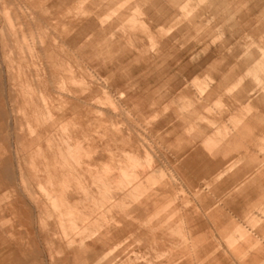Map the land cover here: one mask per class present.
<instances>
[{"label": "rangeland", "instance_id": "1", "mask_svg": "<svg viewBox=\"0 0 264 264\" xmlns=\"http://www.w3.org/2000/svg\"><path fill=\"white\" fill-rule=\"evenodd\" d=\"M89 21L88 36L71 45ZM97 110L104 120L116 116L136 146L107 142L110 124ZM195 134L220 139V158L234 167L225 186L206 192L210 209H220L211 220L178 174L202 182L201 169L183 163ZM135 148L140 158L127 155L132 162L123 164ZM0 162V264L208 259L184 249L187 234L173 224L165 249L160 242L163 251H154V233L133 222L110 250L90 257L109 217L128 210L116 201L107 212L108 199L122 188L139 192L144 174L176 178L164 191L151 180L155 233L176 220L164 213L196 207L204 227L193 236L218 244L230 257L221 264L242 262L226 248L238 229L263 247L253 264H264V0H0ZM236 171L238 179L261 175L245 198L229 191ZM113 174L124 176L120 188Z\"/></svg>", "mask_w": 264, "mask_h": 264}, {"label": "crops", "instance_id": "2", "mask_svg": "<svg viewBox=\"0 0 264 264\" xmlns=\"http://www.w3.org/2000/svg\"><path fill=\"white\" fill-rule=\"evenodd\" d=\"M92 26H95V23L93 21H89V23L83 25L81 28H77L75 34H73V36L69 39V43L73 45L81 42V40L88 36V34L86 33L87 29ZM131 98V95H128V99ZM153 107H156V104H154ZM101 115L102 111L97 110L96 117L100 121V123L105 124L106 121L108 122V124H110V128L109 125L108 127L106 126L104 128V133L108 136L107 142L110 141L114 144H117V142H121L122 144H127L131 147L136 146V142L138 141V139L135 138V136L133 135V133L130 132V130H126V134L121 133V129L117 127L118 122H115L114 120L116 116H114L113 114H109V119L104 120ZM68 134L71 135L69 132ZM76 139L78 140V143L80 145L81 142L79 138L76 137ZM220 141V139H209L207 141L200 140L198 139V134L190 136L187 140L188 145L185 146L182 151V155H185L183 163L187 164L188 168L201 169V171H199V175H201L202 182H194L193 180L188 178L184 172L178 173L181 181L188 187V189L192 192L193 196H196L201 201V204H203L201 205V207L204 208V210H202L205 211L203 214L209 220L213 219L220 212V209L218 207L210 209L211 206L207 204L208 198L206 192L216 189L218 186L214 185L218 182L220 183L219 186H225L228 183V181H226V179H228V172H231L234 169V167L228 164L227 161L220 158V154L223 149L220 145ZM48 147L50 148V146ZM136 150L137 151L132 150L130 153L128 152L124 155L125 161L123 162V164L132 162L131 156L127 155L133 154L134 157L140 158L138 155L139 151L138 149ZM143 152L144 157L146 153H149L147 149H143ZM2 162H0V166H3L5 164ZM52 166L53 162L47 163L48 169H51ZM102 167H104V169H102L104 177H108L111 171V167H109L108 165H104ZM112 167L113 170L116 169L114 165H112ZM236 175L237 171L229 175V178L234 180L229 191L230 193L234 192L236 196H241L243 198H245L244 196H246L247 190H250L253 185L260 182L261 177V175L259 176L257 172H251L250 174L241 179L236 178ZM113 176L116 177V180L114 182L115 186L117 188H120L124 184V176H120V174H113ZM139 176L140 181L143 184V188L139 192L135 193L134 190L129 189L128 187L126 189L122 188L118 189V191H116L108 199V201L111 202L110 205H108V208L106 210L107 212H109V206H111L112 202L116 201V204L120 203L122 206L128 207V210H124L122 212V216L119 218H115L111 215V217H109L110 221L112 220L111 225L102 226L104 227L103 231L98 234L96 233L98 237L96 238L95 242L89 244L87 248V252L91 254L90 257L95 258V256L102 255L104 252H106V250H110L112 245H114L115 242L121 237V235L126 232L130 225H133V222L135 226L137 225L139 227L144 228L142 233L145 234L146 231L154 233L153 236H151V238L147 240V245L151 244V249L154 251H163V248L168 244L166 243V241L164 242V236L162 235L165 230L171 229V226L173 224V226H176V230L178 232H183V230H185L187 234L186 236L184 234L182 235V241L180 242L184 244V249L193 251L194 253L198 251L202 252L203 254L210 255L208 259H198L197 261L192 262L191 264H221L230 260L229 256H223V252H218V244L208 242L205 236L203 235L193 236L197 233V231L201 230L204 227L202 215L199 213L196 207H190L186 210L183 209L182 211H180V209L177 210V208H174L170 211L171 213H164V215H162V220L166 219L169 214L170 216L175 214L176 220H174L172 223L166 222V225L160 228L159 232L155 233L157 229L156 225L158 222L153 221V214H151L152 210L155 208V202H152L150 200L152 195H154L152 191L153 184L151 183V180L155 179L157 182H159V191H164L166 188L173 190V185L174 183H176V178L171 175L170 180L165 181L163 178H161L162 176H160L159 179H156L151 174H144ZM225 176H227V178H224ZM144 181L148 183L149 186L144 185ZM111 198H113V200H111ZM123 198H127V201L123 200ZM57 200L58 199L55 197L54 202L56 207L59 206ZM228 203L229 202H226L225 204ZM73 208V206L70 207L69 213L70 215L74 216L75 213ZM108 221L109 220H106V222ZM74 225H76V223ZM237 231V236L231 235L226 240V248L230 251V253H232L233 260L236 261L237 259H239L237 260V262L240 263L242 261L241 264H253L254 262H257L261 257L263 247H261L256 241H252L251 237L246 231H243L241 229H238ZM158 238L160 239V241L158 240ZM160 242L162 243L161 246H163V248H159L158 245L160 244ZM172 245H169L168 247H172ZM234 250H236L241 255L240 258L235 256ZM139 257L141 256H136L135 258L137 259ZM177 263L178 262L175 261L174 263L173 261L170 264ZM128 264H151V262L150 260L143 259V261H129Z\"/></svg>", "mask_w": 264, "mask_h": 264}]
</instances>
